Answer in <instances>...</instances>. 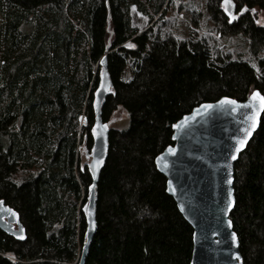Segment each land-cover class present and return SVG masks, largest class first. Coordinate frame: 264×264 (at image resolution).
Instances as JSON below:
<instances>
[{
	"label": "trees",
	"instance_id": "trees-1",
	"mask_svg": "<svg viewBox=\"0 0 264 264\" xmlns=\"http://www.w3.org/2000/svg\"><path fill=\"white\" fill-rule=\"evenodd\" d=\"M174 1L0 0V200L26 228L24 240L0 230V264L81 258L94 91L107 47L111 92L102 118L123 109L130 122L110 127L85 264L190 263L193 229L155 157L195 106L244 101L255 89L264 95V0H231V23L225 0H204L215 35L203 34L195 9L185 39L167 15ZM134 9L145 25L133 23ZM227 35L245 37L251 61L223 47ZM234 189L230 218L243 263L264 264V113L235 164Z\"/></svg>",
	"mask_w": 264,
	"mask_h": 264
},
{
	"label": "water",
	"instance_id": "water-1",
	"mask_svg": "<svg viewBox=\"0 0 264 264\" xmlns=\"http://www.w3.org/2000/svg\"><path fill=\"white\" fill-rule=\"evenodd\" d=\"M108 52L109 47L101 58L103 63L100 60L99 82L94 91L96 116L92 129L95 127L99 135L94 136L92 133L93 147L88 155L91 184L88 188V202L83 206L86 233L78 264H85L90 243L96 233V186L109 149L110 126L103 120L101 112L103 103L111 92L107 69ZM249 96L244 101L224 96L217 101L203 102L195 106L191 112L183 115L173 124L181 125L172 126L173 144L168 145L155 157L157 170L166 178L167 193L174 198L178 210L193 229V252L189 264H244L239 238L230 218L236 203L234 168L240 154L258 130L264 111H261L257 117L256 127L247 138L244 147L237 152V141L245 136L242 129L251 123L245 119L251 109L238 108L233 112L231 105L221 106L218 102L223 98H230L242 104L248 101ZM209 104L213 105L211 109L202 108L203 105ZM184 117H188L186 124L183 121ZM102 126H106L103 131H101ZM169 147L175 149L174 154L168 153ZM233 154L236 156L235 159H232ZM158 156H163L168 161L167 168L163 166V160L160 166H157ZM96 161L100 163L97 164ZM229 177H231L230 184L227 182ZM169 181H171V189ZM229 189L232 191L233 200L231 209L227 207ZM8 209H11V212ZM21 229H23L22 233ZM0 230L17 240L26 238V228L19 213L4 200H0ZM233 233L236 235L235 243L232 242ZM237 256L239 259L236 258Z\"/></svg>",
	"mask_w": 264,
	"mask_h": 264
},
{
	"label": "rangeland",
	"instance_id": "rangeland-1",
	"mask_svg": "<svg viewBox=\"0 0 264 264\" xmlns=\"http://www.w3.org/2000/svg\"><path fill=\"white\" fill-rule=\"evenodd\" d=\"M179 1H174L172 9L168 12V16L178 20L179 28L178 35L180 38H187L190 34L191 23H192V10H200L203 12V27L202 32L206 36L215 35L213 22L206 12L204 7V0H181L182 7L177 8L175 5ZM231 9V8H230ZM132 21L135 25H145L144 17L140 15L137 10H132ZM223 47L231 52L235 56H240L243 59L251 61V55L246 46L245 37L242 35L223 36L221 38ZM263 54V53H262ZM256 65V62L253 63ZM129 118L127 113L123 109L116 110L111 116L110 120L107 121L108 125L112 128H124L129 125Z\"/></svg>",
	"mask_w": 264,
	"mask_h": 264
},
{
	"label": "snow or ice",
	"instance_id": "snow-or-ice-1",
	"mask_svg": "<svg viewBox=\"0 0 264 264\" xmlns=\"http://www.w3.org/2000/svg\"><path fill=\"white\" fill-rule=\"evenodd\" d=\"M225 7V11L227 12L228 16H229V23H231L232 20L236 19V16L233 15V13L230 11L231 8V0H225V5H222ZM245 11H248V9L246 7H241L240 8V12L243 13ZM250 11L255 12V9H251ZM257 24H260L261 21H256ZM126 47L132 48L135 47V45L133 44H128L126 45ZM101 63H103V60H101ZM253 67L255 68L256 66L253 65ZM101 87L103 88V82L101 84ZM219 105L224 106V105H231V110L233 112H235L238 108H245V109H251V112L245 117L246 121H250V125L246 126L244 129H242V131L245 132V136L243 139H239L237 141V148L236 151L238 152L241 148L244 147V144L247 140V138L249 136H251L253 129H255L256 124H257V117L260 115L261 111H264V95L261 94L260 91L254 90L249 98L248 101L246 103H238L236 100H232L230 98H223L218 102ZM213 107V105L209 104V105H203L202 108L205 109H211ZM184 123L186 124L188 122V117H184L183 118ZM181 125H173V127H180ZM103 128H106V126H102L101 127V131H103ZM92 133L94 136L99 135V133L97 132V129L94 127L92 129ZM175 138V137H174ZM168 153L170 154H174L175 153V149L172 147H169L167 149ZM236 156L235 154H233L232 159H235ZM163 160V166L165 168L168 167V161L166 159L163 158V156H158L156 158L157 161V166H160V162ZM97 164L100 163V161H96ZM93 175H95V169L93 168ZM229 184L231 183V177H229L228 181ZM169 188L171 189V181H169ZM233 206V200H232V191L231 189L228 190V209H231ZM183 210V209H182ZM9 212H11V209H8ZM13 215H15V213H12ZM229 226H231V222L229 221ZM21 233L23 232V229L20 230ZM21 239L23 238V236L21 235L20 237ZM232 242L235 243L236 242V235L235 233L232 234ZM237 259H239V257H236Z\"/></svg>",
	"mask_w": 264,
	"mask_h": 264
}]
</instances>
